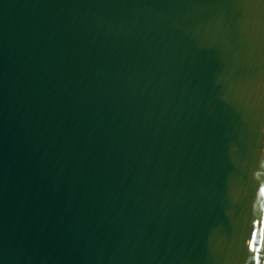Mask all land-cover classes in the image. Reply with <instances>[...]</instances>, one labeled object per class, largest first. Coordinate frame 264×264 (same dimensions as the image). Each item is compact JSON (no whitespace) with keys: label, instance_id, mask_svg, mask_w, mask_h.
Segmentation results:
<instances>
[{"label":"water","instance_id":"water-1","mask_svg":"<svg viewBox=\"0 0 264 264\" xmlns=\"http://www.w3.org/2000/svg\"><path fill=\"white\" fill-rule=\"evenodd\" d=\"M0 264H264V0H0Z\"/></svg>","mask_w":264,"mask_h":264}]
</instances>
